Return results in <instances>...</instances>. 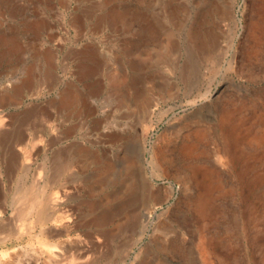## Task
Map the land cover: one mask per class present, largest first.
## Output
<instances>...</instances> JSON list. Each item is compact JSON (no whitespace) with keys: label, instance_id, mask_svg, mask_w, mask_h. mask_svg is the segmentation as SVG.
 <instances>
[{"label":"rangeland","instance_id":"obj_1","mask_svg":"<svg viewBox=\"0 0 264 264\" xmlns=\"http://www.w3.org/2000/svg\"><path fill=\"white\" fill-rule=\"evenodd\" d=\"M0 123V264H264V0H0Z\"/></svg>","mask_w":264,"mask_h":264},{"label":"bare ground","instance_id":"obj_2","mask_svg":"<svg viewBox=\"0 0 264 264\" xmlns=\"http://www.w3.org/2000/svg\"><path fill=\"white\" fill-rule=\"evenodd\" d=\"M194 33V32H193ZM195 34V33H194ZM192 35V34H191ZM14 46V45H13ZM16 46V45H15ZM14 46V47H15ZM11 47V46H10ZM14 49V48H13ZM90 68H93V67H90ZM82 69V68H81ZM86 70V69H85ZM84 72V71H83ZM89 72L86 70V74H88ZM116 82L117 83H119L120 85H122V84H124V82L125 81H123V78H120V77H118L117 79H116ZM126 83V82H125ZM22 85L23 84H20V83H17V82H13V84H12V89H13V94L14 95H16V94H18L19 92H20V90H22ZM10 88V87H9ZM78 94V93H77ZM11 96V95H10ZM10 96H8V98L10 97ZM13 97V96H12ZM76 97H77V95H76V93H74V92H72V91H68V92H65L64 94H63V96H62V98H60L61 100L59 101V104H58V106L59 107H64V108H66V107H68L71 103H73L74 102V100L76 99ZM79 98V97H78ZM125 98H126V96H125ZM16 101V100H15ZM18 102V101H17ZM224 112V111H223ZM229 112V111H228ZM2 123H0V125H1ZM223 124H225V123H223ZM231 126H233L232 124H231ZM6 130V129H5ZM196 130V129H195ZM116 131V130H115ZM229 131V130H228ZM2 132V134L5 132L4 130H2V129H0V133ZM119 132V131H118ZM192 132V131H191ZM230 132V131H229ZM228 132V133H229ZM121 133H122V131H121ZM193 133V132H192ZM107 134V133H106ZM105 134V135H106ZM127 134V133H126ZM195 134V133H194ZM204 134H206V133H204ZM111 135V134H110ZM117 135V134H116ZM190 135V134H189ZM114 136H115V134H114ZM119 136V135H118ZM129 136H130V134H129ZM134 136V135H133ZM203 135H202V133H200V132H197L196 133V138H195V140L188 146V147H186V153L188 154V153H193V152H195L196 150H198V147H199V145H200V143H201V141H202V137ZM206 136V135H205ZM1 137H2V135H1ZM121 137V136H120ZM186 137V136H185ZM184 137V138H185ZM193 137V136H192ZM123 138H125V137H123ZM132 139V138H131ZM187 139V138H186ZM190 139V138H189ZM132 140H135V138L134 139H132ZM131 140V141H132ZM130 141V142H131ZM136 141V140H135ZM205 141V140H204ZM181 143V142H180ZM128 145V144H127ZM168 146V145H167ZM183 146V145H182ZM160 147H162V146H160ZM208 147V146H207ZM128 148V147H127ZM156 148V147H155ZM167 147H162V148H160V151H158L157 153H155L154 154V157H153V162L154 163H159V162H161L160 160H162V161H164V160H167L166 159V153H165V151H167V149H166ZM129 151V157H128V159H125V160H127L125 163H126V165H125V168H124V175H126V177H125V180L123 181L124 182V185L126 186V188L127 189H131V191H132V196H131V198H130V200H128L127 202H126V204L127 203H129V201H134V202H136V201H138L139 203H144V201H145V199L148 197V196H150L149 195V191H148V184L146 183V182H143V183H141V185H140V183L138 184V182H136V173H135V171L137 172L138 171V169H141V168H138V167H136L135 166V162H136V160H134V156L132 155V157H131V153L130 152H135L136 150L137 151H139V147L137 146V145H135V143H132L131 145H130V148L128 149ZM156 150V149H155ZM171 150V149H170ZM83 151L85 152V153H87V150L86 149H83ZM136 151V152H137ZM157 151V150H156ZM154 152V151H153ZM182 152V151H181ZM207 152V151H206ZM88 154H89V152H88ZM94 154V153H93ZM184 155V154H183ZM182 155V156H183ZM84 156V155H83ZM203 156H205V154L203 155ZM201 157V156H200ZM92 158V157H91ZM98 158V157H97ZM200 159V158H199ZM99 160V159H98ZM124 160V161H125ZM175 160V159H174ZM179 160V159H178ZM203 161V160H202ZM98 162V161H97ZM190 162V161H189ZM188 162V163H189ZM85 163V162H84ZM100 163V162H99ZM102 163V162H101ZM139 163V162H138ZM166 163V162H165ZM179 163V162H178ZM202 163V162H201ZM104 164V163H103ZM173 164V163H172ZM206 164V163H205ZM155 165H157V164H155ZM154 165V166H155ZM179 165H180V163H179ZM61 166V165H60ZM84 166H85V164H84ZM101 166V165H100ZM161 166V165H160ZM177 166V165H176ZM181 166V165H180ZM62 167V166H61ZM87 167V166H86ZM162 167V166H161ZM160 167V168H161ZM207 167V166H206ZM109 168H111V167H109ZM165 168H166V166H165ZM170 168V167H169ZM202 168V167H201ZM209 168V167H208ZM62 169V168H61ZM101 173L99 174V177H98V180H97V186H92V184H91V186H92V189L90 188V191L91 190H93V191H95V190H99L100 188H103L104 186H110V185H113L114 183H115V181H116V178H113L108 172H106V170L104 171V169H105V165H102L101 166ZM197 169V168H196ZM109 170V169H108ZM162 170V169H161ZM180 170V169H179ZM199 170V169H198ZM204 171H203V173H204V175H205V173L208 171V169H203ZM211 171V170H210ZM116 172V171H115ZM194 174H195V172H193ZM193 173H189V176H194V174ZM202 173V174H203ZM211 173V172H210ZM144 174V173H143ZM142 175V174H141ZM188 175V174H187ZM209 175V174H208ZM211 176V175H210ZM87 177V176H86ZM139 177H141L140 175H139ZM182 177V176H181ZM181 177H180V179H181ZM205 177V176H204ZM84 178V177H83ZM194 178V177H193ZM86 179V178H85ZM87 179H89V178H87ZM140 179V178H139ZM143 179V178H142ZM186 179H187V177H186ZM210 179V178H209ZM207 180H208V178H207ZM88 181V180H87ZM94 184V183H93ZM184 184V183H183ZM209 184V183H208ZM207 184V185H208ZM87 185V184H86ZM98 185H99V189L97 188L98 187ZM212 186V185H211ZM88 188H89V186H87ZM209 189V188H208ZM97 192V191H96ZM99 192V191H98ZM204 192V191H203ZM204 195V194H203ZM193 196V195H192ZM28 197V196H27ZM111 198V196L110 197H108V199H110ZM129 198V197H128ZM190 199V198H189ZM192 199V198H191ZM28 200V199H27ZM30 200V199H29ZM127 200V199H126ZM193 202V201H192ZM34 203H36V201L35 200H30V202H29V205L28 206H31V205H33ZM138 203V204H139ZM27 204V203H26ZM26 204L24 205V206H26ZM90 207H94V206H96V203L95 202H88L87 203ZM126 204H123L122 205V207H124ZM42 205V204H41ZM142 205V204H141ZM119 207H121V206H119ZM28 209V208H27ZM26 209V210H27ZM95 209V208H94ZM113 209V208H112ZM26 210H25V212H26ZM92 210V209H91ZM19 211V210H18ZM20 212V211H19ZM22 212V211H21ZM28 212V211H27ZM48 212V211H47ZM47 212H46V210H43V209H41V210H38V221H40V222H48V220H50L51 218L49 217V215L47 214ZM99 213V212H98ZM114 214H115V211L114 210H111V209H109L108 208V210L106 209V211H101L99 214H97V216L95 217V222L96 223H98V225L100 226V228L104 231V233H103V237H110V236H114L115 234H117L118 232H120V231H122V230H124V228L126 227L125 226V223H118V224H115V226L114 227H112V228H110V229H103L104 228V226H106L110 221H112L113 219H114ZM20 215L21 216H25L26 214L23 212L22 214L20 213ZM93 217V216H92ZM56 219H58V216L56 217ZM60 219V218H59ZM53 220V219H52ZM130 219H129V217L128 218H126V222L127 221H129ZM55 222V221H54ZM58 222V221H57ZM94 239V238H93ZM96 241V240H95ZM84 243V242H83ZM86 243V242H85ZM85 243H84V246H85ZM90 243V242H89ZM92 243H93V241H92ZM94 244V243H93ZM87 245V244H86ZM92 245V244H91ZM81 246V245H80ZM95 246V245H94ZM50 248V247H49ZM80 247H78V250H74V251H76L78 254L79 253H81V254H83V253H86L87 251H89L90 249H89V247L88 246H86L85 248H82V250H81V248L79 249ZM75 249V248H74ZM202 249V248H201ZM204 249V248H203ZM49 251H51V261L53 262V261H56L57 262V260L59 259V258H63L64 257V252L63 251H58V252H56V250H49ZM7 255V254H6ZM5 255V256H6ZM5 256H2V257H5ZM1 257V256H0ZM2 259V258H1ZM60 259V260H61ZM6 261V260H5ZM7 262V261H6ZM7 263H9V262H7ZM144 264V263H143Z\"/></svg>","mask_w":264,"mask_h":264}]
</instances>
